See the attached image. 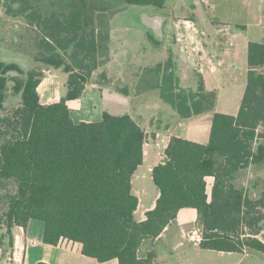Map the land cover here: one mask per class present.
<instances>
[{
	"label": "trees",
	"instance_id": "obj_1",
	"mask_svg": "<svg viewBox=\"0 0 264 264\" xmlns=\"http://www.w3.org/2000/svg\"><path fill=\"white\" fill-rule=\"evenodd\" d=\"M3 1L9 14L23 15L40 29L43 49L36 56L40 65L27 71L0 61L4 252L14 245L13 229L36 219L44 223L47 244L68 239L81 243L83 254L101 262L117 258L119 264H157L152 250L139 254L144 241H155L182 209L190 208L196 209L202 226L201 248L264 254V240L259 238L264 230V189L253 196V186L236 183L244 170L264 166V43H249L247 85L237 115L213 112L217 95L205 90L202 78L196 90L182 88L171 69L172 58L147 70L152 89L182 118L210 111L213 117L207 143L171 138L163 161L152 169L159 190L155 207L139 220L133 177L145 158V129L128 113L104 111L100 121L75 122L68 106L105 64L110 28L96 33L95 13L86 0L52 12L35 8L30 0ZM126 2L164 7L166 0ZM45 67L68 74L67 92L58 102H41L38 88ZM10 82L12 94L21 100L7 107ZM119 91L129 94L128 88Z\"/></svg>",
	"mask_w": 264,
	"mask_h": 264
},
{
	"label": "crops",
	"instance_id": "obj_2",
	"mask_svg": "<svg viewBox=\"0 0 264 264\" xmlns=\"http://www.w3.org/2000/svg\"><path fill=\"white\" fill-rule=\"evenodd\" d=\"M198 14L202 16L203 12L198 11ZM190 18H174L173 20L167 16L154 18L155 25H159L152 28L155 35H158L159 50L164 52L163 44L166 42L175 45V47L173 45L174 48H171L169 43V46L165 44L167 47L166 53H164L166 59L158 63H164L172 58L171 69L182 88L196 90L199 80L202 78L205 90L216 92L217 95L213 112L237 115L245 93L249 71L248 46L253 41L247 34L249 26L239 25L236 31H233L226 23L215 26L217 22L206 19V28H201L195 17L190 16ZM166 25H169L170 28L172 25L171 31L177 39L170 40L165 35ZM215 27L218 29L217 32L214 31ZM113 28L114 22L110 24L109 29L111 36L109 49L112 51V60L106 65L105 82L87 85L83 95L78 99L68 101V106L75 122L100 121L104 111L121 115L118 113L119 108H130V112L127 113L139 122L148 135L144 161L156 151L157 156L160 155L158 161L156 159L150 168L152 172L153 167L163 161L164 146L169 144L172 137H182L199 143H207L213 112H205L184 119L173 107L171 110L163 106L161 100L165 101L161 99L159 92L151 90L152 79L147 80L148 78L145 77L148 68L151 66L143 67L140 64L128 66L125 61L120 59L125 57L127 44L122 34L121 39L117 42L118 38L115 37ZM156 29L159 31L158 34ZM119 31L125 32L126 29L121 27ZM114 42L115 45H113ZM114 51L118 55H115ZM54 69L57 68H44L45 77L38 88L41 102L44 104L58 102L65 95L58 90L54 91L56 77ZM121 88H128L129 94L120 92ZM134 89L138 90L133 92ZM200 126H205V130L200 132ZM157 142L162 143V146H158ZM158 148H162V150L158 152ZM207 183L212 188L214 177H207ZM135 194L139 198L137 217L142 199L137 193ZM158 196L159 190L152 205L144 207L142 216L137 217L139 220L145 219L146 212L155 207ZM188 209L190 208L182 209L177 218L182 213H187L184 211H189ZM191 210L194 213L196 211V209ZM171 224L158 238L164 237ZM13 235V247L8 252H4L7 244L0 248V264H119L117 258L101 262L83 254L82 244L79 242L61 239L57 245L45 243L44 223L40 220L32 219L26 226H16L13 229ZM198 245L200 246V243ZM142 251L144 250L140 249L139 254L141 256H145L149 252V250ZM247 253L248 250L243 252L245 256L241 259L242 261L247 259Z\"/></svg>",
	"mask_w": 264,
	"mask_h": 264
},
{
	"label": "rangeland",
	"instance_id": "obj_3",
	"mask_svg": "<svg viewBox=\"0 0 264 264\" xmlns=\"http://www.w3.org/2000/svg\"><path fill=\"white\" fill-rule=\"evenodd\" d=\"M30 1L35 5V8L43 12L66 9L68 2H79V0ZM86 3L95 13L96 33L101 29H109L110 24L114 22L113 32L115 37L118 38L117 42L121 39L122 34L127 44L125 57L120 59L125 61L128 66H138L140 64L143 67H152V65L154 66V64L166 59L164 53H166V46L169 42L165 43L166 46L163 44L164 52L159 50L158 35H155L152 29L159 26L154 23L156 17L167 16L170 20H173L174 18L189 19L190 16H193L201 28H206L205 21L209 19L217 22L215 26L226 23L233 31H236L239 25H248V36L253 41L264 42V0H166L164 7L132 5L128 4L126 0H86ZM200 5L202 8H200ZM18 7L19 5H15V10ZM198 11H202L203 15L200 16ZM121 27H125L126 31H119ZM165 28L167 29L165 35L170 40L177 39L171 31L172 25L171 28L169 25H166ZM39 30L29 24L25 16L9 14L4 1L0 0V61L17 63L25 71L38 67L40 63L36 61V56L40 55L43 50L41 48L42 34ZM214 31H218L217 27ZM158 32L157 30L156 33L158 34ZM115 44L114 42L113 45ZM169 45L171 48L175 47L174 43H169ZM114 53L118 55L116 51ZM104 54L103 61L105 64L94 71L88 85L105 82L106 65L112 60L111 49ZM54 73L56 74L54 91L58 90L63 95L66 94L68 74L62 69H54ZM10 74L11 76L16 75L15 72ZM145 77L148 78L147 80L152 79L148 71ZM11 87L12 82L9 83L7 107L18 105L21 100L19 95L12 94ZM137 90L134 89L133 92ZM151 90L158 91L157 89ZM161 102L163 106L173 109L168 103L166 104L162 100ZM127 112H130V108L121 107L118 110L120 114ZM203 130H205V126H200L199 131ZM161 150L162 148H158V152ZM159 158L160 155L157 156V151L152 153L134 174L133 190L142 199L137 217L142 216L144 207L151 206L157 196L158 187L153 181L150 168ZM236 183L239 187L250 188L253 186V189L251 187V194L253 196L260 195L264 189V166H252L244 170ZM211 190L212 188L208 186L210 195ZM3 192L0 188V215L6 209L5 201L1 197ZM188 210L184 211L187 213H182L179 218L172 222L164 237L155 241L145 240L141 247L144 250L142 252L152 250L156 254L157 264H264V254L255 250L248 249L247 259L242 261L241 259L245 256L243 252H223L201 248L198 242L191 239L192 236L202 234L198 213L196 211L194 213L191 209ZM2 232L0 231V234ZM259 238L264 240V230Z\"/></svg>",
	"mask_w": 264,
	"mask_h": 264
},
{
	"label": "built area",
	"instance_id": "obj_4",
	"mask_svg": "<svg viewBox=\"0 0 264 264\" xmlns=\"http://www.w3.org/2000/svg\"><path fill=\"white\" fill-rule=\"evenodd\" d=\"M157 145H158V146H162V143L157 142ZM167 146H168V145H167ZM167 146H164L165 149L167 148ZM164 152H165V150H164ZM164 152L162 153L163 155H164ZM191 239H192L193 241H195V242L200 243L201 240H202V234H197V235H195V236H192Z\"/></svg>",
	"mask_w": 264,
	"mask_h": 264
}]
</instances>
